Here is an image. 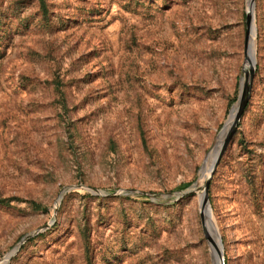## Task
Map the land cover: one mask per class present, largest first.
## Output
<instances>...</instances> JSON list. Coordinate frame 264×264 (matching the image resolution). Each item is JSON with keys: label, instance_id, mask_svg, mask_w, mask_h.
<instances>
[{"label": "rangeland", "instance_id": "374dc122", "mask_svg": "<svg viewBox=\"0 0 264 264\" xmlns=\"http://www.w3.org/2000/svg\"><path fill=\"white\" fill-rule=\"evenodd\" d=\"M248 2L0 0V264H264V0L199 183Z\"/></svg>", "mask_w": 264, "mask_h": 264}, {"label": "bare ground", "instance_id": "6f19581e", "mask_svg": "<svg viewBox=\"0 0 264 264\" xmlns=\"http://www.w3.org/2000/svg\"><path fill=\"white\" fill-rule=\"evenodd\" d=\"M247 8H248L247 9L248 20L250 21V31H249V34L247 35V38H246V47H245V51H246L245 57L247 58V65H246V71H245L246 75H245L244 79H242V82H241L240 95H244L245 92L248 91V87L250 85L252 75H253L254 63L256 61V58H255V54H256V25H255V19H254V4L251 5L250 0L247 4ZM236 113H237V104H235L232 107V110L229 113L228 118L226 119L224 126L221 129V131H220V133H219V135L215 141L214 147L211 150V152L207 158L206 164H210L211 167L213 166V163L217 157V154H218L221 146L223 145V143L225 141L226 134L228 133L230 128L233 126V124L236 122L235 121ZM207 166H209V165H207ZM207 166L205 165L203 167V174H202L201 179L199 180V183H201V189H202L203 194H204V198H205L204 200H205V203L207 205L208 212L210 213L211 218H213L211 211H210V206H209V203H208V200L206 197V191H205L206 181L209 178V173H211V171H212V169H210L211 167L209 166L210 167L209 168ZM192 188H193V186H192ZM209 232H210L211 236L213 237V238H211V241L214 242V240H215L214 232L211 230H209ZM212 246L214 247L215 243H212ZM219 249H221V248H218L217 253H216V256L218 257V263L217 264H222V259H221Z\"/></svg>", "mask_w": 264, "mask_h": 264}, {"label": "water", "instance_id": "95a60500", "mask_svg": "<svg viewBox=\"0 0 264 264\" xmlns=\"http://www.w3.org/2000/svg\"><path fill=\"white\" fill-rule=\"evenodd\" d=\"M250 1H251V5H253L254 4V0H250ZM246 11H247V9H246ZM249 31H250V21L247 19V25H246V29H245V47H246V38H247V35L249 34ZM247 92H245L244 95H239V97L237 98V101L235 103V104H237V113H236V118H235L236 122L233 124V126L230 128V130L226 134L225 141H224L223 145L221 146V148H220V150H219V152L217 154V157H216V159H215V161L213 163L211 173L215 169V167H216V165H217V163H218V161H219V159H220V157H221V155H222V153H223V151H224V149H225V147H226V145H227V143H228V141H229V139L231 137V134H232V132H233V130L235 128V125L238 122L239 116L241 114V111L243 109V106H244L246 98H247ZM211 173H210V175H211ZM207 184H208V180L206 181V184H205V191H206ZM190 188H192V186ZM201 214H202V211H201ZM202 217H203V215H202ZM219 241H220V244L222 246L220 236H219ZM219 251H220L221 259L223 261V249L221 248V249H219Z\"/></svg>", "mask_w": 264, "mask_h": 264}]
</instances>
